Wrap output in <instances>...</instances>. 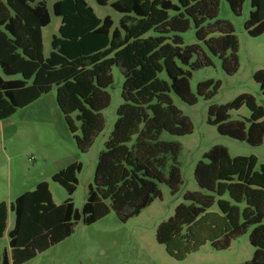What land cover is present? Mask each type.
<instances>
[{"label":"trees","instance_id":"16d2710c","mask_svg":"<svg viewBox=\"0 0 264 264\" xmlns=\"http://www.w3.org/2000/svg\"><path fill=\"white\" fill-rule=\"evenodd\" d=\"M95 1L121 15L118 27L113 28L109 16L98 18L85 0H54L53 14L61 23L45 59L42 29L51 21L45 4L0 0V122L55 88L58 109L78 150L86 153L103 130L101 112L110 104L106 89L112 85V68H119L124 78L123 102L98 156L81 213L71 198L81 171L78 163L52 176L68 194L63 204H54L46 182L9 206L1 202L0 239L7 229L8 211L14 214V223L7 233L10 255L5 252L0 264L33 260L71 236L79 221L90 226L114 212L127 222L161 199L158 184L175 194L181 185L180 147L159 141V136L190 135L192 125L174 106L171 94L188 106L196 104L190 89L192 72L212 65L202 45L221 61L226 75L238 70L233 28L217 20L220 0ZM225 1L235 16L241 15L245 0ZM250 6L244 29L255 38L264 33V0H251ZM191 21L202 45L184 46L180 35L189 30ZM11 77L19 79H5ZM253 78L264 97V70ZM211 87L210 81L199 84L197 95L211 99L218 85L212 92ZM242 107L249 110V118L232 120L229 112ZM207 123L219 135L249 146L264 142V107L249 94L211 106ZM78 129L80 137L75 135ZM194 179L201 192L184 194L185 204L158 226L156 242L169 256L183 260L206 243L216 251L226 250L250 230L254 253L247 264H264V163L258 166L254 156L230 158L225 148L214 146L195 166Z\"/></svg>","mask_w":264,"mask_h":264},{"label":"rangeland","instance_id":"374dc122","mask_svg":"<svg viewBox=\"0 0 264 264\" xmlns=\"http://www.w3.org/2000/svg\"><path fill=\"white\" fill-rule=\"evenodd\" d=\"M35 1L45 4L51 19L50 24L42 29L43 56L46 59L52 50V37L58 36L61 20L53 14L54 0ZM85 2L98 18L109 16L114 23L113 28L118 27L121 15L110 5L98 6L95 0ZM250 3L251 0H245L241 15L235 16L225 0L219 2L217 20L229 22L238 41V70L231 76L224 73L221 61L197 41L192 21L189 30L180 35L184 46L201 44L212 65L192 72L190 89L197 99L196 104L188 106L171 94L174 106L191 123L192 133L183 137L167 133L159 136V141L177 143L180 147L177 166L181 185L177 192L172 194L168 186L158 184L161 199L154 200L149 207L127 222H121L114 212L90 226L79 221L71 236L25 264H247L252 259L254 249L249 243L250 230L233 240L226 250L216 251L210 243H206L183 260L172 258L166 253L165 247L156 242L158 226L173 216L177 206L185 204L184 194L201 192L194 179V169L214 146L225 148L230 158L254 156L258 160V166L264 163V142L259 147H252L219 135L216 127L207 123L211 106L227 105L242 94L253 96L257 105L264 107V97L253 78L257 71L264 70V33L253 38L244 29L251 11ZM111 77L112 85L106 89L110 104L101 112L103 130L86 153L78 150L74 135L70 133L58 109L55 88L35 104L18 109L13 116L0 122V202L9 206L18 196L31 192L37 184L46 182L54 204H63L68 199V194L52 181V176L68 165L78 163L81 171L76 175V190L71 198L74 208L81 213L89 186H93L98 156L113 131L116 112L123 102L121 92L124 78L120 69L113 67ZM207 81L212 82L213 87L218 85V90L211 99L204 100L197 95V87ZM213 87L209 89L210 92ZM229 114L232 120L247 119L250 116L246 107L237 112L230 111ZM71 117L75 126L79 127L75 120L76 114ZM75 135L80 137L79 129ZM167 174L166 170L164 175L167 177ZM213 210L216 211L217 208L214 207ZM8 214L9 228H12L14 214L10 211ZM5 252L10 255L6 232L0 239L1 258Z\"/></svg>","mask_w":264,"mask_h":264},{"label":"crops","instance_id":"0c3cea01","mask_svg":"<svg viewBox=\"0 0 264 264\" xmlns=\"http://www.w3.org/2000/svg\"><path fill=\"white\" fill-rule=\"evenodd\" d=\"M52 199H53V197H52ZM54 202V201H53ZM1 203V202H0ZM7 205V204H6ZM8 206V205H7ZM9 212V211H8ZM9 214L7 215V229H6V233H8L12 228H9ZM10 254V253H9ZM9 256V255H8Z\"/></svg>","mask_w":264,"mask_h":264}]
</instances>
